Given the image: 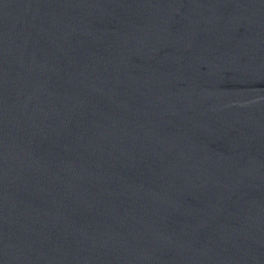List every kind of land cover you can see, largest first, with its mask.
Masks as SVG:
<instances>
[{
	"label": "water",
	"instance_id": "1",
	"mask_svg": "<svg viewBox=\"0 0 264 264\" xmlns=\"http://www.w3.org/2000/svg\"><path fill=\"white\" fill-rule=\"evenodd\" d=\"M0 264H264V0H0Z\"/></svg>",
	"mask_w": 264,
	"mask_h": 264
}]
</instances>
